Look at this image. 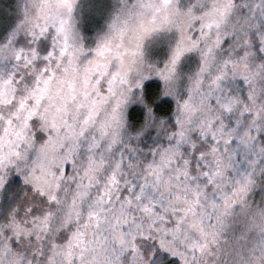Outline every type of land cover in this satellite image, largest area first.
I'll return each instance as SVG.
<instances>
[{
	"label": "snow or ice",
	"instance_id": "obj_1",
	"mask_svg": "<svg viewBox=\"0 0 264 264\" xmlns=\"http://www.w3.org/2000/svg\"><path fill=\"white\" fill-rule=\"evenodd\" d=\"M0 264H264V0H0Z\"/></svg>",
	"mask_w": 264,
	"mask_h": 264
}]
</instances>
